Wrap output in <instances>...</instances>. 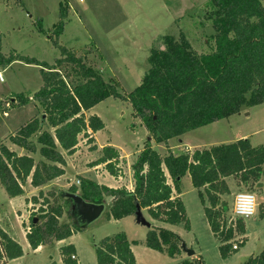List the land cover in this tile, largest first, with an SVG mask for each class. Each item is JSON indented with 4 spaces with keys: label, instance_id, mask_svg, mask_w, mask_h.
I'll use <instances>...</instances> for the list:
<instances>
[{
    "label": "trees",
    "instance_id": "trees-1",
    "mask_svg": "<svg viewBox=\"0 0 264 264\" xmlns=\"http://www.w3.org/2000/svg\"><path fill=\"white\" fill-rule=\"evenodd\" d=\"M208 19L214 28L215 47L205 53L196 51L188 38L164 36L163 48L153 49L149 68L140 84L123 96L114 78L106 80L88 62L87 55L57 44L68 16V3H60V18L53 35L61 48L60 57L53 64L16 54L1 52L0 65L23 61L38 65L42 84L32 95L23 93L10 98L9 108L33 101L41 110L21 125L10 141L31 152H38L36 161L30 154L19 155L0 140V184L10 198L24 195V184L41 188L65 173L64 153L77 150L79 136L88 137L92 151L97 149L93 133L105 128L97 114L86 112L108 97L128 101L134 114L141 119L155 142H168L202 126L226 119L264 102V5L261 0H208ZM42 28L40 27V31ZM1 106V104H0ZM5 112V111H4ZM91 130L90 133L88 131ZM120 152L111 145L103 146L101 155L90 166L104 165L114 178L124 176ZM134 188H113L82 176L80 195L85 201L101 204L112 197L109 219H121L134 214L137 205L147 209L155 219L171 225L184 223L189 229L185 205L180 195L183 177L189 174L192 184L200 191L204 212L213 234L220 240L221 256L226 259L233 249L236 235L246 232L243 219L235 226L228 224V202L223 195L230 194L226 181L238 177L239 184L257 185L264 182V147L254 146L241 138L230 143L211 145L188 152H169L162 156L149 143L131 165ZM171 179V183L168 181ZM70 192L78 191L70 186ZM55 192H38L30 201H43L26 234L30 247L68 239L81 230L76 224L60 222L63 206L56 202ZM52 198V199H50ZM53 200V201H52ZM67 201L72 202L67 198ZM73 203V202H72ZM261 215H264L262 211ZM247 239L239 242V248ZM182 239L165 227L148 230L145 244L152 250L177 257L183 253ZM126 234L106 236L96 245L97 264H138ZM63 264H80L72 243L60 247ZM21 244L0 227V264L23 256ZM50 264H57L51 261ZM181 264H193L182 260ZM249 264H264V251L251 256Z\"/></svg>",
    "mask_w": 264,
    "mask_h": 264
},
{
    "label": "rangeland",
    "instance_id": "rangeland-1",
    "mask_svg": "<svg viewBox=\"0 0 264 264\" xmlns=\"http://www.w3.org/2000/svg\"><path fill=\"white\" fill-rule=\"evenodd\" d=\"M62 1L0 0L1 52L6 56L18 54L48 64H53L60 57L61 48L57 44L75 50L77 55L88 54V62L106 80L111 77L117 80L119 92L127 96L140 84L149 68L151 51L163 48L164 36L180 38L183 35L199 53L215 47V31L208 19L206 6L208 0H66L68 16L56 44L53 27L59 21ZM261 1L264 5V0ZM0 71V140L19 155L30 154L39 161L41 157L38 152L31 153L16 146L10 141V135L32 117L41 116V110L33 101L12 108H9V104L10 98L17 94L32 95L38 91L42 84L40 67L14 61L0 65ZM86 114H97L105 123V128L95 132L96 150H90L93 143H89L87 135L81 134L76 150L78 153H64L66 165L63 178L71 183L70 186L77 187V194H80V183L77 181L81 179V174L90 175L87 171L91 170L90 163L101 155L103 146L120 149L124 157L120 164L124 176L117 179L121 178L118 184L126 188L134 183L131 165L147 143L162 156L169 152L191 154L196 149L241 138L249 139L254 146L264 147V102L196 128L179 138H171L166 143L154 141L126 100L108 97ZM186 146L192 149L188 150ZM104 169V166L98 169L100 175ZM238 179L236 176L226 179L230 194L223 195V200L229 206L226 214L228 222L234 218V196L239 190L255 193L258 206L255 215L244 219L247 242L226 259L221 256V242L209 226L200 191L193 186L189 174L181 181L180 194L174 190V196L180 195L185 205L189 229L184 223L171 225L155 220L147 209H142V212L151 226L165 227L178 234L186 246L195 251L192 257L184 251L180 256L170 257L147 247L145 239L149 229L136 222L135 214L117 220L109 219L112 197L105 199L104 211L96 220L84 222L77 215L78 223L72 213L73 203L67 201L64 195L70 192V186L62 190L61 187L48 186L43 191L48 194L55 192L54 200L63 206L61 223L70 226L76 224L81 228L66 239V243L74 244L80 264H97L96 245L106 236L117 233H124L130 241H137L132 248L138 264H181L182 260L193 264H249L251 256L264 251V215H261L264 211V182L258 187L239 184ZM168 181L172 184L170 177ZM24 189V195L12 199L0 184V227L24 244V257L16 264H50L51 261L63 264L60 250L63 243L47 244L38 252L27 245L26 234L30 230L31 216L38 218L36 212L43 200L40 198L38 204L30 201L39 192L31 185L30 178L24 184ZM243 238L244 235H236L232 243L239 245Z\"/></svg>",
    "mask_w": 264,
    "mask_h": 264
},
{
    "label": "water",
    "instance_id": "water-1",
    "mask_svg": "<svg viewBox=\"0 0 264 264\" xmlns=\"http://www.w3.org/2000/svg\"><path fill=\"white\" fill-rule=\"evenodd\" d=\"M262 185H263L262 182H259L257 184L258 187ZM64 195L66 198L71 199L73 202L72 213L74 214V216L76 217L78 215L80 220H83L84 222H90V221L96 220L101 215V213L104 211L105 203H101V204L91 203V202L85 201L80 194L72 193V192H65ZM134 214H135L137 223L143 226H146L148 229L151 228V223L145 218L142 212V209L140 208L139 205H137V209ZM37 220L38 219L35 218L34 222L36 223ZM77 220L79 223V219ZM181 246H182V250L188 256L190 257L195 256V251L192 249H189L184 242L182 243Z\"/></svg>",
    "mask_w": 264,
    "mask_h": 264
},
{
    "label": "crops",
    "instance_id": "crops-1",
    "mask_svg": "<svg viewBox=\"0 0 264 264\" xmlns=\"http://www.w3.org/2000/svg\"><path fill=\"white\" fill-rule=\"evenodd\" d=\"M93 135V137L95 138V136H96V133H93L92 134ZM181 140H179V142H180ZM186 145V144H185ZM186 147H188V150L189 149H192L190 146H186ZM196 148V147H195ZM118 149V148H117ZM119 150V152H120V155H121V158H123L124 159V157H123V155H122V153H121V151H120V149H118ZM76 153H78V152H75L74 154H76ZM104 165H97V166H93V167H91V170L90 169H88L87 171L88 172H90L89 174V176H85V175H83V174H81V176H84V177H87V178H90V179H92V180H94V181H96L97 183H99V184H104V185H107V186H109V187H113V188H119V187H121V185L120 184H118L122 179V177L120 178V180H118V179H116V178H114L112 175H110L108 172H107V170H102V173H101V175L99 174V170L98 169H100V168H102ZM64 170H65V168H64ZM95 170H97V171H95ZM92 171H94V172H92ZM80 175V174H79ZM103 175V176H102ZM133 175V174H132ZM63 176H64V174L62 175V176H60V177H57V178H55V179H53L50 183H48L47 185H45L44 187H41V188H37V187H35V191H40V190H43V189H45V188H47L48 186H53V187H61L60 189L62 190V189H67L66 187H69L70 185H71V183H67L66 181H65V179L63 178ZM134 184V183H133ZM133 184H131L130 186H127V188L129 189V190H133ZM237 186V185H236ZM238 188V187H237ZM238 190H239V188H238ZM238 192H240V190L238 191ZM237 192V193H238ZM33 193H35V192H33ZM236 193V194H237ZM235 194V195H236ZM33 195V194H32ZM235 197V196H234ZM15 198H17V197H15ZM15 198H12V199H15ZM222 199H223V196H222ZM245 222V221H244ZM245 229H246V223H245ZM244 237L247 239V236H246V232H245V234H244ZM60 243H63V244H66V240H63V241H59ZM247 242V241H246ZM62 244V245H63ZM29 247H30V245H29V243L27 244ZM21 246L23 247V251H24V254H25V249H24V244L21 242ZM44 247L45 246H40V247H38L36 250H34L33 249V251L34 252H38V251H41V250H43L44 249ZM133 249V248H132ZM134 252V251H133ZM24 254H23V256H21V257H19V258H16V259H12V260H10L7 264H16V263H18V262H20L21 260H22V258L24 257ZM134 254H135V252H134ZM135 256H137V255H135ZM137 259V258H136Z\"/></svg>",
    "mask_w": 264,
    "mask_h": 264
},
{
    "label": "built area",
    "instance_id": "built-area-1",
    "mask_svg": "<svg viewBox=\"0 0 264 264\" xmlns=\"http://www.w3.org/2000/svg\"><path fill=\"white\" fill-rule=\"evenodd\" d=\"M1 79H2V74H1V71H0V80ZM77 183L79 184L80 181L78 180ZM243 193H253V192H250V191H243L242 192L241 191V192H238L235 195L234 204H233V215H234V218L230 221V223L228 222L229 224H232L233 226H235L237 219H243L244 220L245 218H250L251 216H253V215H238L237 214L240 209H248V208L251 207V204L248 201H246L245 199L242 198L241 194H243ZM253 194H255V193H253ZM238 196H241V198L239 199V202L237 203V197ZM257 206H258V202H257V199H256V207ZM233 249H235V250L239 249V245L234 244L233 245Z\"/></svg>",
    "mask_w": 264,
    "mask_h": 264
},
{
    "label": "clouds",
    "instance_id": "clouds-1",
    "mask_svg": "<svg viewBox=\"0 0 264 264\" xmlns=\"http://www.w3.org/2000/svg\"><path fill=\"white\" fill-rule=\"evenodd\" d=\"M242 198L248 201L251 204V207L248 209H240L238 211V215H254L257 211L256 207V196L253 193H243L241 194ZM241 196L237 197V203L239 202V199Z\"/></svg>",
    "mask_w": 264,
    "mask_h": 264
}]
</instances>
